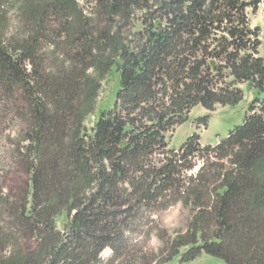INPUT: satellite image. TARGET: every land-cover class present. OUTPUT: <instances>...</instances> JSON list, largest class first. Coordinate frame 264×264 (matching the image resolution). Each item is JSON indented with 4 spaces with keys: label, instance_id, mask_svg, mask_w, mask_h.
Segmentation results:
<instances>
[{
    "label": "trees",
    "instance_id": "1",
    "mask_svg": "<svg viewBox=\"0 0 264 264\" xmlns=\"http://www.w3.org/2000/svg\"><path fill=\"white\" fill-rule=\"evenodd\" d=\"M263 2L0 0V101L26 125L15 139L30 173V201L10 212L18 249L0 264H264V57L249 20ZM10 10L21 29L7 38ZM242 87L241 125L214 146L193 134L171 148L194 109L234 108ZM177 203L186 233L160 259L135 253L130 234Z\"/></svg>",
    "mask_w": 264,
    "mask_h": 264
},
{
    "label": "rangeland",
    "instance_id": "2",
    "mask_svg": "<svg viewBox=\"0 0 264 264\" xmlns=\"http://www.w3.org/2000/svg\"><path fill=\"white\" fill-rule=\"evenodd\" d=\"M18 14L16 11L10 10L9 17L11 18V28L8 31L7 38L13 34L15 37L16 30H20L18 24ZM249 20L252 28H259L261 47L260 55L264 57V2L258 7L257 11H249ZM20 34V33H19ZM17 39V37H16ZM62 56V52L59 51ZM42 59L45 60V67L50 68V63L53 62L52 50L46 46L41 48ZM60 55L55 56L58 59ZM52 56V57H51ZM48 66V67H47ZM244 92V100L236 107H218L213 112H208L205 109L198 107L194 109L189 117L188 122L178 127L171 139L170 146L172 149H178L183 142L191 135L197 134L200 137L202 145H216L220 139L225 138L229 131L236 126L242 124L244 116L247 112L248 103L252 100L253 94L246 87H242ZM115 88L111 82V78L104 82L102 93L100 94L103 108H108L112 105L114 99ZM0 236L2 238H12V235H7L10 232L14 219L11 218L10 212L21 206L26 200L30 201V173L26 166L27 156L23 153L19 155L16 151L17 143L20 146L27 145L19 139H15L18 131L25 129V123L17 119V105L12 106L10 102L0 101ZM4 104L7 106L4 107ZM205 118V124L199 123L200 119ZM200 124V125H199ZM29 206V205H28ZM191 219V211L189 207L182 203H177L167 210L153 214L144 228H140L130 234V243L133 245L134 252L137 254L145 253L149 259L162 258L164 253L169 249V243L176 236L184 234L187 231L188 224ZM57 229L61 232L67 226V219L63 214H60L56 219ZM13 237L10 241L0 243V261L9 258L13 251L18 249ZM20 249L26 251L33 246V240H22L19 245ZM111 250L105 249L101 253V258L107 260L111 256ZM153 262V261H152ZM169 264H181L178 258L173 259ZM184 264H223L220 260L202 254L195 260Z\"/></svg>",
    "mask_w": 264,
    "mask_h": 264
}]
</instances>
